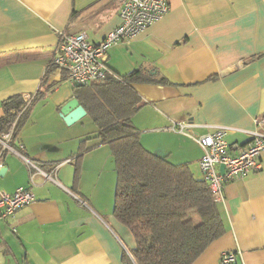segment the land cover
<instances>
[{
  "label": "crops",
  "instance_id": "1",
  "mask_svg": "<svg viewBox=\"0 0 264 264\" xmlns=\"http://www.w3.org/2000/svg\"><path fill=\"white\" fill-rule=\"evenodd\" d=\"M167 1L165 16L109 49L107 65L116 77L140 71L148 81L130 85L142 146L201 179L202 150L190 135L229 126L227 143L244 144L264 116V0ZM118 8V0H0V118L8 98L32 97L18 140L39 168L31 184L21 159L3 158L0 189L26 187L35 199L0 220V264H121L136 247L113 214L109 147L88 148L96 129L87 114L64 123L60 108L75 96L52 64L61 34L97 44L120 24ZM184 122L194 126L171 129ZM219 210L225 232L193 264H219L223 251L237 252L235 264H264V152L259 171L226 184Z\"/></svg>",
  "mask_w": 264,
  "mask_h": 264
},
{
  "label": "trees",
  "instance_id": "2",
  "mask_svg": "<svg viewBox=\"0 0 264 264\" xmlns=\"http://www.w3.org/2000/svg\"><path fill=\"white\" fill-rule=\"evenodd\" d=\"M139 81L148 82L140 71H133L72 88L96 125L95 141L88 148L106 144L113 159V214L136 244L121 264H193L225 232L220 203L213 201L203 178L194 177L186 163H171L140 143L131 123L140 97L130 87ZM153 82L166 84L167 80ZM31 101L26 105L20 95L4 101L0 132L16 120L18 133Z\"/></svg>",
  "mask_w": 264,
  "mask_h": 264
},
{
  "label": "built area",
  "instance_id": "3",
  "mask_svg": "<svg viewBox=\"0 0 264 264\" xmlns=\"http://www.w3.org/2000/svg\"><path fill=\"white\" fill-rule=\"evenodd\" d=\"M118 3L120 24L99 43L89 42L83 33L61 34L52 64L64 74L65 82L72 88L100 83L108 76L117 78L107 65L109 49L117 43L132 40L170 10L167 0H118ZM22 99L27 105L32 97L27 94ZM254 123L256 128L246 131L250 139L244 144L227 143L225 136L235 131L229 126H215L212 132L190 135L202 150L199 169L215 203L223 201L227 183L246 178L261 169V154L264 152V132L261 127L264 125V116L255 118ZM15 126L16 120L0 132V173L4 156L11 154L26 164L33 184V171H39V168L35 161L24 155V146L18 140ZM193 126L190 122H184L173 124L171 129L185 132ZM34 199V194L26 187H18L12 193L0 189V220L13 217L17 210ZM236 261V251H223L220 254L219 264H235Z\"/></svg>",
  "mask_w": 264,
  "mask_h": 264
},
{
  "label": "water",
  "instance_id": "4",
  "mask_svg": "<svg viewBox=\"0 0 264 264\" xmlns=\"http://www.w3.org/2000/svg\"><path fill=\"white\" fill-rule=\"evenodd\" d=\"M86 110L84 107L79 103V101L74 97L67 101L61 108H60V117L64 121L66 125H70L86 115ZM220 170H223V167H220ZM3 168L1 170L0 176L2 175Z\"/></svg>",
  "mask_w": 264,
  "mask_h": 264
},
{
  "label": "rangeland",
  "instance_id": "5",
  "mask_svg": "<svg viewBox=\"0 0 264 264\" xmlns=\"http://www.w3.org/2000/svg\"><path fill=\"white\" fill-rule=\"evenodd\" d=\"M84 120L86 122L87 127L93 128L94 130L96 129V125L89 115L85 116Z\"/></svg>",
  "mask_w": 264,
  "mask_h": 264
}]
</instances>
